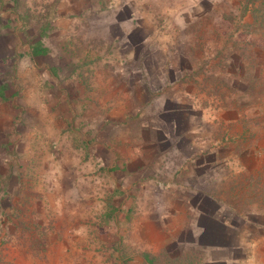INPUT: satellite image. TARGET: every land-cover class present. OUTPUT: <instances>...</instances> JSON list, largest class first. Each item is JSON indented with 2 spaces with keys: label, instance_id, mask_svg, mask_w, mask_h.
<instances>
[{
  "label": "crops",
  "instance_id": "obj_1",
  "mask_svg": "<svg viewBox=\"0 0 264 264\" xmlns=\"http://www.w3.org/2000/svg\"><path fill=\"white\" fill-rule=\"evenodd\" d=\"M116 1L124 2L110 0L105 5L108 7L101 9L95 0H64L59 7L60 21L38 26L39 36L29 42L27 53L18 61L17 74L23 76L26 88L19 84L0 87V144L12 150L8 155L0 154V162L6 167L0 168L7 169L0 172V187H5L9 174L17 173L19 188L27 189L28 178L23 175L33 173L39 179L37 223L44 224L51 216L57 220L52 228L37 225L36 230H28L30 218L26 216L31 211H17L21 235L67 237V229L58 218L60 214L67 216V206L73 208L72 213L77 207L87 208L77 204L76 198L83 197L92 202L91 207L107 213L96 228L98 235H104L100 229L110 228L113 234L119 230L118 236L129 237L132 246L149 248L152 245L146 231L150 228L162 233L169 230L172 239L179 236L182 240L190 239L191 234L214 239L215 233L218 241L208 243L210 264H264V210H257L259 204H255L256 211L242 217L227 215L216 205L214 193L223 191V186L209 181L219 171L214 120L203 118V113L198 115L199 83L191 84L188 78L173 82L179 70H184L182 58L191 54L175 51L173 56L164 57L170 59L166 65L163 58L152 57L147 47L155 37L164 48L175 43L172 40L176 36L157 33L167 27L168 20L159 22L157 14L144 4L109 6ZM189 10L191 13L184 16L191 18L185 23L192 24L199 6ZM176 23L170 26L175 28ZM93 24L104 38L123 35L124 44L132 46V54H127V59L103 54L93 57L85 39L84 54L75 56L73 32L80 29L83 33ZM35 49L44 53L35 55ZM50 57L52 62H46ZM153 64L155 76L150 73ZM41 73L45 79H40ZM154 80L156 87L151 85ZM160 90L163 93L158 95ZM206 124L212 130L199 132ZM233 136L224 132L223 141L234 144ZM234 148L235 153L230 149L225 155L223 167L231 156H238L239 149ZM241 155L243 166L237 162L239 167H235L239 175L252 158L244 152ZM168 158L174 163L168 164ZM15 159L19 163H14ZM224 190L231 189L228 186ZM107 222L119 226L114 229ZM84 230L87 234L92 229ZM142 252L147 260L151 250ZM171 256L173 260L165 264L203 262L200 253L193 251Z\"/></svg>",
  "mask_w": 264,
  "mask_h": 264
},
{
  "label": "rangeland",
  "instance_id": "obj_2",
  "mask_svg": "<svg viewBox=\"0 0 264 264\" xmlns=\"http://www.w3.org/2000/svg\"><path fill=\"white\" fill-rule=\"evenodd\" d=\"M63 1L0 0V87L15 88L20 85L22 89L26 88L21 79L23 76L17 74L18 61L27 53L29 42L39 36L40 25H49L52 22L57 24L60 21L63 16L59 7ZM95 1L101 9L107 8L105 5L110 2ZM124 3L134 7L144 4L146 9L157 14L159 22L168 20L167 27L157 33L164 32L168 36L177 37L172 40L174 44L165 48L160 45V39L155 37L147 47H150L152 57L163 58L166 65L170 59L165 60L164 57L172 55L175 51L182 49L191 54L185 55L188 61L182 58L184 70H179V76L175 75L173 82L177 84L188 78L191 84L199 83L202 93L197 95L198 115L200 117L203 113V118L214 120V150L219 171L209 181L211 184L223 186V191L216 190L214 193L216 205L225 209L224 213L227 215L242 217L256 211L253 206L255 204H259L257 210H264V0H124L109 6L126 5ZM92 4L95 6V2ZM87 5L89 6L88 3ZM193 5L199 6V11L193 14L194 23H185V19L191 16H184V13H191L189 8ZM84 21L82 18L81 22ZM175 21L176 27L173 28L170 24ZM94 24L89 30H82L83 33L80 29L73 32L71 45L74 46L75 56L84 54L82 46L84 47L85 39L88 42V54L93 57L103 54L112 58L122 56L127 59L128 55L132 54L129 52L132 46L124 44L120 32L121 37L117 34L115 37L104 38L105 34ZM31 37L33 39H30ZM57 53L67 58V54L64 56L58 50ZM52 60V57L45 59L46 62ZM121 64L126 65L127 62ZM154 66L153 64L150 70L153 76L157 72ZM167 70L174 71L171 67ZM39 77L45 79L42 73ZM151 85L156 87L158 82L154 80ZM223 88L226 89V94H223ZM162 91L160 90L158 95L163 93ZM169 98H172V95ZM173 116L176 118L174 114ZM211 130L207 124L198 129L199 132ZM224 132L234 135V144H226L223 141ZM234 139L238 141L235 142ZM234 147L239 149L238 156H231L230 160L227 159L229 164L223 167V161L226 162L225 155L231 152L230 149L233 153L237 151ZM11 152V148L7 146L5 149L0 144L1 155ZM243 152L244 156L250 155L252 158L245 162L244 173L239 175L236 174L235 167H239L237 162L242 165L239 158ZM13 162L19 163L17 159ZM166 162L172 164L174 160L168 158ZM0 165L3 164L0 162ZM6 170L0 168V172ZM32 174L23 175V178H28L27 189L19 188V183L15 181L18 178L17 173L9 174L5 187H0V264H165L173 260L171 255L192 251L200 253L202 264H210L208 243L218 241L215 233L214 239H198L191 234L190 239L182 240L179 236L172 239L169 230L162 233L150 228L146 233L152 246H132L129 237L118 236L119 230L113 234L109 231L110 228L100 229L104 235H98L96 228L99 222H103L107 213L99 207H91L92 202H86L83 197L76 198L79 201L77 204L82 203L80 206L87 208L77 207L76 213H72L73 208L71 210V207L67 206V216L62 218L60 214L58 218L65 230L67 229V237L58 235L46 238L38 233L35 237L22 236V226L19 227L17 222V211H31L26 216L30 218L29 223H26L28 230H32V227L36 230L37 225L39 228H52L54 222H57L55 216H51L47 218L48 222L40 225L37 223L40 217L35 204L39 200L36 191L39 179L34 178L35 175ZM164 174L167 177V174ZM228 186L231 190H224ZM107 223L111 227L112 223ZM116 225L113 222L114 229L119 226ZM203 225L212 226L209 222H204ZM85 228L92 230L85 234ZM185 237L186 235L182 236ZM142 250H151L147 260ZM186 261L181 263L186 264Z\"/></svg>",
  "mask_w": 264,
  "mask_h": 264
},
{
  "label": "trees",
  "instance_id": "obj_3",
  "mask_svg": "<svg viewBox=\"0 0 264 264\" xmlns=\"http://www.w3.org/2000/svg\"><path fill=\"white\" fill-rule=\"evenodd\" d=\"M43 53H44V52H43L42 50H40V49H37V50L35 49V50H34V54H35V55H41V54H43ZM175 263H176V262H175Z\"/></svg>",
  "mask_w": 264,
  "mask_h": 264
}]
</instances>
